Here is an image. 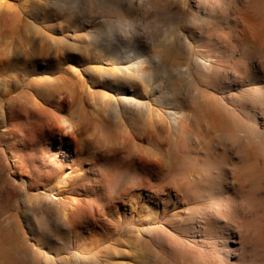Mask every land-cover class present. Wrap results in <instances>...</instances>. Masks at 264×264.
I'll return each mask as SVG.
<instances>
[{
    "label": "rangeland",
    "instance_id": "1",
    "mask_svg": "<svg viewBox=\"0 0 264 264\" xmlns=\"http://www.w3.org/2000/svg\"><path fill=\"white\" fill-rule=\"evenodd\" d=\"M259 44L264 0H0V264H264Z\"/></svg>",
    "mask_w": 264,
    "mask_h": 264
},
{
    "label": "bare ground",
    "instance_id": "2",
    "mask_svg": "<svg viewBox=\"0 0 264 264\" xmlns=\"http://www.w3.org/2000/svg\"><path fill=\"white\" fill-rule=\"evenodd\" d=\"M259 49H261V50H264V46L263 45H260L259 44ZM2 115V114H1ZM66 121V120H65ZM64 121V122H65ZM69 125H71L72 124V119H70V120H67L66 121ZM218 207H219V205H217ZM217 215L219 216L220 215V213H219V210H217ZM64 217V216H63ZM174 248V247H173ZM197 253H198V251H197Z\"/></svg>",
    "mask_w": 264,
    "mask_h": 264
}]
</instances>
